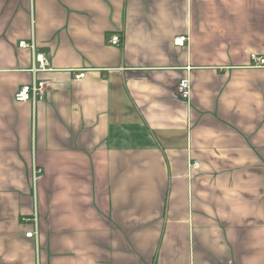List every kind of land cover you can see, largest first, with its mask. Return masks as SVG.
I'll list each match as a JSON object with an SVG mask.
<instances>
[{
	"label": "crops",
	"instance_id": "crops-1",
	"mask_svg": "<svg viewBox=\"0 0 264 264\" xmlns=\"http://www.w3.org/2000/svg\"><path fill=\"white\" fill-rule=\"evenodd\" d=\"M251 54L264 0H0V264H264Z\"/></svg>",
	"mask_w": 264,
	"mask_h": 264
},
{
	"label": "built area",
	"instance_id": "built-area-1",
	"mask_svg": "<svg viewBox=\"0 0 264 264\" xmlns=\"http://www.w3.org/2000/svg\"><path fill=\"white\" fill-rule=\"evenodd\" d=\"M186 42L185 37H178L174 40L175 46H184ZM108 43L112 46H119L121 43V39L117 34H111L108 39ZM20 48L23 49H30L32 52V66L30 69V73L32 75V82L30 85H23L19 88L16 92L14 99L16 102H27L32 101L34 102L35 97L38 94L43 93L51 88L52 84L49 81L38 80L37 75L39 73L48 72L50 69V62L48 57L45 54H41L35 52V46L33 43L27 44L26 42L22 41L19 44ZM250 60L255 67L264 66V58L258 57L256 54L250 55ZM79 77V75H76ZM190 80L188 77H185L180 80V82L176 86V91L178 96L184 100L188 101L190 98ZM198 164L195 162L193 163V168H198ZM39 172V171H38ZM33 233H27L26 237H32Z\"/></svg>",
	"mask_w": 264,
	"mask_h": 264
}]
</instances>
